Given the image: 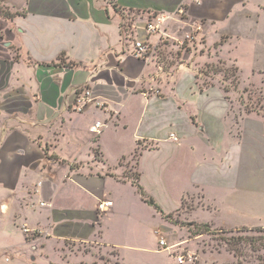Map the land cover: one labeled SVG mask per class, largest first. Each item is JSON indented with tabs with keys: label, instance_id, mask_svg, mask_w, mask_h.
Wrapping results in <instances>:
<instances>
[{
	"label": "crops",
	"instance_id": "crops-1",
	"mask_svg": "<svg viewBox=\"0 0 264 264\" xmlns=\"http://www.w3.org/2000/svg\"><path fill=\"white\" fill-rule=\"evenodd\" d=\"M0 7L15 14L0 17V264H86L68 250L74 245L110 248L120 261L125 250H147L169 222L141 198L136 173L165 215L196 193L203 205L185 214L190 223L264 227V115L236 117L240 95L215 79L205 84L196 71L223 60L243 86L264 76V0ZM151 12L173 14L166 33L192 41L167 45L153 35L148 54L133 56L122 20ZM82 86L94 102L76 113ZM97 122L105 127L94 135ZM140 144L136 172L124 176L120 162Z\"/></svg>",
	"mask_w": 264,
	"mask_h": 264
},
{
	"label": "rangeland",
	"instance_id": "rangeland-1",
	"mask_svg": "<svg viewBox=\"0 0 264 264\" xmlns=\"http://www.w3.org/2000/svg\"><path fill=\"white\" fill-rule=\"evenodd\" d=\"M0 12H4L1 7ZM200 49L203 52L210 51L206 47ZM196 71L205 84L210 85L212 84L211 79H215L224 84L223 88L229 95H232L233 92L240 95L238 102L232 104V111L236 117L239 114L242 115L248 112V110L264 115V76L251 82L248 86H243L236 68L223 60L199 63ZM143 148V144H140L129 159L120 162L119 168L124 176L135 174L138 155ZM198 197L196 193L190 194L184 200L182 208L171 214L172 222L176 223H170V225L169 223L166 224L165 221L162 222V229L160 230L162 233L160 232V235L165 239L167 245L172 247L170 252L157 251L161 250L157 236H154L155 240L152 238L148 241L146 244L147 250L145 251L132 252L125 250L121 256V261L117 251L100 245H74L69 246L68 250L84 256L85 259H82V262L86 264H177V257L184 258L185 262L183 264L234 263L233 257L224 251L221 239L224 236L222 231L230 229L212 227L209 232L202 235H193L196 229L191 226L185 214L193 208L203 205ZM163 228H166V230H163ZM259 228L264 230V227ZM242 229H231V231L239 230L242 232ZM188 256H193L195 260L187 261Z\"/></svg>",
	"mask_w": 264,
	"mask_h": 264
},
{
	"label": "built area",
	"instance_id": "built-area-1",
	"mask_svg": "<svg viewBox=\"0 0 264 264\" xmlns=\"http://www.w3.org/2000/svg\"><path fill=\"white\" fill-rule=\"evenodd\" d=\"M177 13H182V11L179 10ZM172 15L173 14L163 12H151L144 17L135 18L133 20L124 18L122 20V36L130 40L132 46L131 53L133 56L141 58L148 54L150 47L147 42L153 35L161 34L162 42L167 45H174L175 43L183 45L185 42L192 41V34H186L182 39H176L166 33V28L172 20ZM93 102V94L86 86L79 87L74 91V112L82 113ZM104 127V124L97 122L90 128V131L92 134L98 135ZM168 139L174 143L180 141L179 137L175 134H170ZM111 205V202L100 203L98 205V210L103 213ZM154 234L158 238V245L161 247V250L170 252L172 247L167 245L165 239L160 235V232L156 231ZM193 260H195L193 256L187 257V261L191 262ZM176 262L177 264H183L185 261L183 257H177Z\"/></svg>",
	"mask_w": 264,
	"mask_h": 264
},
{
	"label": "trees",
	"instance_id": "trees-1",
	"mask_svg": "<svg viewBox=\"0 0 264 264\" xmlns=\"http://www.w3.org/2000/svg\"><path fill=\"white\" fill-rule=\"evenodd\" d=\"M0 17L4 20H11L15 17V14H11L4 10V12H0ZM248 112L252 111L248 110ZM131 182L136 187L141 198L148 205L153 207L158 213H160L163 219L169 223H176L172 222L171 214L165 215L161 208L154 202V200L147 196L139 184L138 173L131 177ZM191 226L196 229L195 232H193L194 236H199L209 232V230L212 228V225L210 224L191 223ZM222 233L224 234V236L221 238L222 246L224 251L233 257L234 263L232 264H264V230L260 228L250 229L244 227L242 232L239 230L234 232L227 230L222 231Z\"/></svg>",
	"mask_w": 264,
	"mask_h": 264
}]
</instances>
